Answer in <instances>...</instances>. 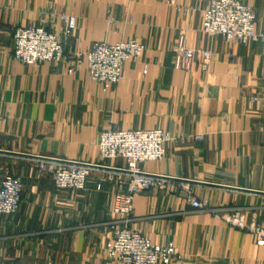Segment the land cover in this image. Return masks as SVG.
Masks as SVG:
<instances>
[{"label": "crops", "instance_id": "obj_1", "mask_svg": "<svg viewBox=\"0 0 264 264\" xmlns=\"http://www.w3.org/2000/svg\"><path fill=\"white\" fill-rule=\"evenodd\" d=\"M211 1L0 0V151L96 166L85 191L60 190L38 159L0 153V184L6 176L22 183L18 212L0 215V264H120L105 245L117 219L115 176L126 163L102 161L92 145L110 129L164 130L165 159L141 170L191 182L170 180L164 191L137 195L134 230L172 245L174 264H264V246L224 219L239 210L264 228V45L201 32ZM239 1L254 9L264 33V0ZM62 13L77 21L66 45L71 59L97 42L144 44L117 86L93 82L86 62L69 74L60 63L11 57L16 28L60 33ZM180 39L209 51L210 61L197 56L188 71L176 69ZM188 191L207 209L192 208Z\"/></svg>", "mask_w": 264, "mask_h": 264}, {"label": "built area", "instance_id": "obj_2", "mask_svg": "<svg viewBox=\"0 0 264 264\" xmlns=\"http://www.w3.org/2000/svg\"><path fill=\"white\" fill-rule=\"evenodd\" d=\"M173 3L174 0H168ZM60 33L44 27H18L13 34L11 57L23 65L46 62L63 64L69 74L86 62L90 79L104 89L117 86L124 78V65L141 57L144 44L137 39L109 44L97 42L84 53L71 59L66 45L77 28L76 18L67 13L59 15ZM256 13L251 6L239 0H212L203 12L200 31L212 37H220L234 45L249 41H261L264 33L256 30ZM205 63L211 59L209 51L188 47L183 39L175 49L174 67L188 71L195 57ZM169 134L162 129L119 130L110 129L99 134L92 143L97 147L102 161L122 159L126 167L115 176L117 192L112 212L117 218L111 225L112 237L106 242L105 254L120 264H174L179 256L172 245L158 246L132 228L135 197L144 192L164 191L170 179L146 175L140 165L162 161L166 156L165 145ZM83 163L38 161L37 168L48 175L57 189L85 191L92 168ZM22 183L17 177L6 176L0 184V215L13 216L20 207ZM187 203L196 210L207 209V202L200 201L188 191ZM224 219L232 226L246 230L256 237L257 244L264 246V228L249 223L245 213L230 211Z\"/></svg>", "mask_w": 264, "mask_h": 264}, {"label": "water", "instance_id": "obj_3", "mask_svg": "<svg viewBox=\"0 0 264 264\" xmlns=\"http://www.w3.org/2000/svg\"><path fill=\"white\" fill-rule=\"evenodd\" d=\"M1 154H7V155H16V156H20V157H29V158H34V159H38L39 161H53V162H57V163H61V162H65V161H61V160H57V159H48V158H38V157H31V156H28V155H22V154H16V153H12V152H7V151H0ZM85 166H89V167H96V166H92V165H85ZM119 171V170H118ZM124 173H126V171H123ZM166 179H169L167 177H164ZM170 180H177V181H181V182H187V183H191L189 181H185V180H178V179H170ZM193 183V182H192ZM221 187V186H219ZM222 188H229L230 187H222ZM233 189V188H231ZM234 190H239V189H234ZM239 191H242V190H239ZM248 192H254V193H258V192H255V191H248ZM264 194V193H262Z\"/></svg>", "mask_w": 264, "mask_h": 264}]
</instances>
